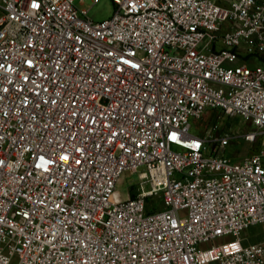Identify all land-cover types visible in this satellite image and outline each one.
<instances>
[{
  "label": "built area",
  "instance_id": "built-area-1",
  "mask_svg": "<svg viewBox=\"0 0 264 264\" xmlns=\"http://www.w3.org/2000/svg\"><path fill=\"white\" fill-rule=\"evenodd\" d=\"M113 3L0 0V264H264V0Z\"/></svg>",
  "mask_w": 264,
  "mask_h": 264
},
{
  "label": "rangeland",
  "instance_id": "rangeland-1",
  "mask_svg": "<svg viewBox=\"0 0 264 264\" xmlns=\"http://www.w3.org/2000/svg\"><path fill=\"white\" fill-rule=\"evenodd\" d=\"M76 4H83L84 6H90L88 14L95 20H100L104 18L110 17L115 9V5L113 0H99L96 3H93L92 0H76ZM215 115L206 114L200 120H195L191 118V123L193 130L195 128L207 129L213 125L215 120ZM224 122L228 123V127H231V131L234 134L235 138L227 147L226 154L230 155L232 158H240L246 155L249 152L256 151L258 147L252 148L248 142H244L241 139H237L243 132L248 131L252 126L245 122L240 116L232 117L229 119H225ZM197 130V129H196ZM139 183L140 179L138 173H129L126 172L123 175L121 182L118 184V189L123 197L126 196H135L139 191Z\"/></svg>",
  "mask_w": 264,
  "mask_h": 264
},
{
  "label": "crops",
  "instance_id": "crops-1",
  "mask_svg": "<svg viewBox=\"0 0 264 264\" xmlns=\"http://www.w3.org/2000/svg\"><path fill=\"white\" fill-rule=\"evenodd\" d=\"M242 240L244 243H253L264 240V223L254 224L248 227L242 234ZM206 264H218V262L212 261Z\"/></svg>",
  "mask_w": 264,
  "mask_h": 264
}]
</instances>
